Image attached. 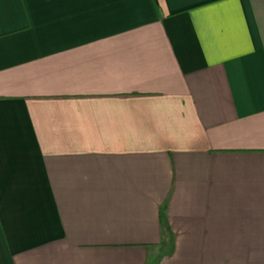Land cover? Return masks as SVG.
Instances as JSON below:
<instances>
[{"label":"crops","instance_id":"0c3cea01","mask_svg":"<svg viewBox=\"0 0 264 264\" xmlns=\"http://www.w3.org/2000/svg\"><path fill=\"white\" fill-rule=\"evenodd\" d=\"M150 262L264 264V0H0V264Z\"/></svg>","mask_w":264,"mask_h":264},{"label":"trees","instance_id":"16d2710c","mask_svg":"<svg viewBox=\"0 0 264 264\" xmlns=\"http://www.w3.org/2000/svg\"><path fill=\"white\" fill-rule=\"evenodd\" d=\"M161 223H162V234L164 236V240L161 245V249L165 250L166 246H171L172 249H174V242H175V236L172 233V230L170 228V225L168 223V218L166 215V212L163 211L161 213Z\"/></svg>","mask_w":264,"mask_h":264},{"label":"rangeland","instance_id":"374dc122","mask_svg":"<svg viewBox=\"0 0 264 264\" xmlns=\"http://www.w3.org/2000/svg\"><path fill=\"white\" fill-rule=\"evenodd\" d=\"M150 264H155V263L154 262H152V263L150 262Z\"/></svg>","mask_w":264,"mask_h":264}]
</instances>
